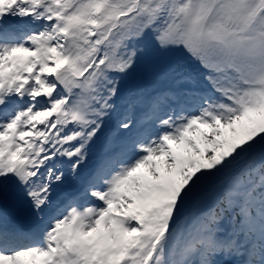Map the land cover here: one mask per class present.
<instances>
[{"label":"rangeland","instance_id":"rangeland-1","mask_svg":"<svg viewBox=\"0 0 264 264\" xmlns=\"http://www.w3.org/2000/svg\"><path fill=\"white\" fill-rule=\"evenodd\" d=\"M19 1L20 22L42 27L32 35L37 50L10 54L0 47V73L11 77L2 65L7 54L18 59L17 70L21 66L30 71L31 64L23 58H34L36 79L43 78L40 70L49 77L58 72L51 79L57 85L62 81V101L49 102L39 117L44 124L55 112L61 126L55 132L54 150L66 166L80 158L79 153L91 160L88 148L98 150L106 138L114 142L130 130L131 120L121 125L111 120L114 108L143 102L160 83L175 82L190 72L192 87L208 90L209 96L203 110L206 123L193 121L198 116H191L184 105L176 126L187 131L173 135L171 142L169 135L155 137L150 124H139L142 116L153 112L154 128L161 125L165 132L170 124L157 120L165 110L163 101L153 109L144 104L145 112L135 117L140 129L99 163L102 171L89 192L95 190L100 202L97 199L89 210L72 204L64 220L50 224V238L39 248L18 250L2 257V264H183L187 257L184 264H242L237 250L249 249L246 229L264 221V204L259 201L264 195V0ZM5 80L0 77V87ZM158 92L152 91L157 100L162 94ZM102 115L110 117L105 124H114L113 131L119 132L102 139ZM90 120L96 124L83 139L80 125ZM9 122L0 117V133H9ZM76 139L85 142L84 149H79L81 144L76 147ZM134 144L153 149L151 155L132 149ZM140 155L144 158L134 160ZM111 157L116 160L110 162ZM118 157L126 160L120 171ZM28 160L20 155L19 164ZM138 161L141 166L129 172L127 165ZM1 167L4 171L2 163ZM111 186H117L113 200L99 211L101 201H109L106 189ZM82 199L86 205L91 200L88 193ZM245 201L260 204V214L247 213V223L241 224L235 215L244 221L239 204ZM192 202L201 216L189 232L197 211L183 215ZM217 205L222 213L214 211L213 216L224 222L211 225ZM177 215L181 221L173 225ZM220 225L241 226V237ZM258 234L264 235V229ZM198 242L199 250L188 251L182 245ZM247 264L257 263L250 256Z\"/></svg>","mask_w":264,"mask_h":264},{"label":"trees","instance_id":"trees-1","mask_svg":"<svg viewBox=\"0 0 264 264\" xmlns=\"http://www.w3.org/2000/svg\"><path fill=\"white\" fill-rule=\"evenodd\" d=\"M45 88H47V90H42V89H45ZM49 88H51V86H50L49 84L47 85V87L44 85L43 88H42L40 91H37V93H45V94H47V96L52 95L53 92H51V90H48ZM40 110H41V109H38V110H36V112H31V113H28V114H27V118H26V120H25L24 123H25L26 130H28V131L20 132V135H21L22 137H17V138H19L18 141H16V138H15V139L13 138L12 140H6V142H5L4 154H5V156L7 157L8 162H12V163L16 162V161L19 159V155H20V153H22V151L25 152V150H26L25 147H24L23 145L19 144V143L21 142L20 139L23 140V141H26V142L28 143V146H29V147L35 148V147H37V145H39V142L41 141V139L44 138V136L41 137V134H43V131H42V132H39V128L36 129V130H38V131H36V133H35V134L38 135L36 141H31V140H29V138L27 137L28 133H29V132H34V131H35V128L38 126V125H36V124L40 121L39 118H38V114L40 113ZM48 121L50 122V124H52L50 120H48ZM56 122H57V120H56ZM56 122H55V124H56ZM52 125H54V124H52ZM80 127H81V129H82V137H83V139H85V137H84L83 134L86 135V134L89 132V129L91 128V126H90V124H83V125H80ZM103 143H104V144H102L101 147H102L103 149H105L106 152L109 151L110 149H112L111 147H107V146H106V148H105V141H103ZM39 146H40V145H39ZM26 148H27V147H26ZM249 163H250V162L247 161V163H245V164L247 165V164H249ZM245 164H244V165H245ZM246 179H249V180L251 181L252 177H250V178H245V180H246ZM243 188H244L243 190H246L248 187L243 186ZM192 198H193V197H192ZM193 199H196V198H193ZM223 200H224V199H222V201H223ZM198 205H199V204H198ZM197 209H198V207L196 206V203H195V202H192V203L190 204V209L186 211V213L183 215V217H185L186 214H192V213L194 214V213L197 211ZM215 211H216V213H217V212L222 213V212H221V211H222V210H221V206H220V205H217ZM199 212H200V211L198 210V211L196 212V214L192 217L191 228L193 227L195 220H197V218L201 216V214H200ZM250 212H252V211H250ZM215 215H216V214H215ZM176 218H177L176 221H174L173 223H178V222L181 221V219H180V217H178V215H177ZM218 221H223V219H221L220 217L218 218V217L215 216V218H214V222H218ZM223 222H224V221H223ZM243 223L245 224V223H247V221H245V222H243ZM241 224H242V223H241ZM257 225H258V224H257ZM257 225H255V226L258 228ZM233 229H234V230H238V229H236V228H234V227H233ZM247 231H248V232H252V233H256L255 228H251V230H247ZM126 239H127V237H126Z\"/></svg>","mask_w":264,"mask_h":264}]
</instances>
